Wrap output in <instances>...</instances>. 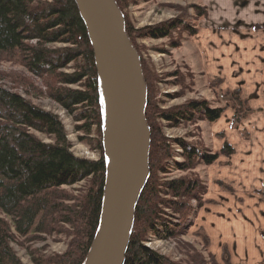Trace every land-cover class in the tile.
I'll return each instance as SVG.
<instances>
[{"label":"trees","instance_id":"1","mask_svg":"<svg viewBox=\"0 0 264 264\" xmlns=\"http://www.w3.org/2000/svg\"><path fill=\"white\" fill-rule=\"evenodd\" d=\"M114 1L125 19L126 33L139 53L134 43V30L124 13L129 0ZM196 9L203 11L207 18L206 10ZM165 27L148 29V37H169L175 24ZM58 44L66 47H52ZM11 54L18 57L30 74L48 79L51 99L75 121L83 123L78 130L90 135L95 129L96 150L100 158L91 161L76 157L59 116L0 85V213L11 219L9 222L0 216V264H23L12 247L16 237L47 232L57 217L76 232L72 247L60 258V264H85L100 228L108 161L104 150L103 91L94 50L76 0H0V56ZM140 59L147 84L145 118L151 133L150 177L136 207L124 264H176L144 245L147 232L152 231L163 239L175 237L173 229L162 226L159 207L166 205L177 211L182 208L181 219L186 221L192 213L190 201L197 200L199 185L185 180L171 182L166 186V193L176 200L163 202L160 199V185L156 179L152 181V176L168 158V150L154 123L149 77L141 56ZM71 63H77L75 73H62ZM53 84L60 87L53 89ZM71 86L81 89L74 90ZM233 96L239 105L238 111L249 115L250 110L241 100V93L236 91ZM192 113H202L208 122L216 123L225 109L212 110L206 102H192L186 110L164 118L169 121L189 120ZM36 134L49 138L52 143H45ZM183 149L186 162L179 168L186 171L194 167L195 158L200 155L189 146H183ZM220 155L229 158L234 155V150L227 144L221 154L205 155L202 161L210 167ZM87 179H91V187L86 196L65 210L61 201L67 198L62 189ZM220 185L233 192L224 184ZM178 199L187 202L181 204ZM161 228L165 229L163 236Z\"/></svg>","mask_w":264,"mask_h":264},{"label":"rangeland","instance_id":"2","mask_svg":"<svg viewBox=\"0 0 264 264\" xmlns=\"http://www.w3.org/2000/svg\"><path fill=\"white\" fill-rule=\"evenodd\" d=\"M198 7L206 10L207 18L204 17L203 11L196 9ZM124 13L128 18V24L134 30V43L149 77L154 123L159 136L166 141L164 146L168 150V158L154 173L152 181L156 179L160 185L159 189L162 192L160 199L163 202L176 200L166 193L168 192L166 186L171 182L185 180L199 185L197 200L190 201L192 213L186 221L181 219L182 208L177 211L166 205L159 207L162 226L166 225L173 229L175 237L163 239L148 231L144 245L176 264H236L232 259L231 245H222L221 254L219 256L215 254L203 218L205 208L217 205L215 202L217 200L213 201L214 196L228 191L220 185L224 184L221 179L227 177L234 182L233 184L238 185V178L242 177V168L252 169V165L246 164L245 150L238 142L248 138V131L242 127L245 128L243 123L250 120L251 115L238 111L239 105H236L233 96L236 91L221 89L223 85L221 80H208L207 73L201 67L196 41L199 28L209 20L208 8L198 0H129ZM174 24L175 29L169 37L162 39L148 37V29L167 28L166 25ZM193 32H196V35H192ZM52 47L65 48L66 45L58 44ZM76 66L77 63H71L61 72L73 74ZM0 79V85L6 90L17 93L35 106L60 117L71 144V151L76 157L91 161L99 160L95 129L90 135L77 129L83 123L75 121L73 116L51 99L48 79L30 74L21 65L18 57L12 54L0 56ZM57 87L60 86L52 85L53 89ZM70 88L81 89L79 86ZM192 102H206L210 109H225V113L216 123L208 122L202 113H192L189 120L169 121L164 118L167 115L172 116L171 113L186 110ZM255 122V119L246 122L249 123L247 128L254 126ZM253 132L256 141L260 142L258 141L261 140L260 133ZM36 136L47 144L52 143V140L41 134ZM227 144L234 150L233 156L228 158L220 155L214 165L210 167L204 165L202 158L205 155L221 154ZM183 146L196 149L200 155L195 158L194 167L186 171L179 168L186 162ZM238 147L241 154L237 159L235 155ZM249 171L251 173V170ZM250 173H246L241 180L245 187L252 183ZM224 186L233 189L227 184ZM90 187L91 179L72 187H64L62 192L65 193L67 200L61 203L65 210L74 207L77 201L79 203ZM177 201L181 204L187 202L186 199ZM0 216L11 221L1 213ZM59 218L57 217L47 232L16 237V243H13L12 247L23 264H60V258L72 247L76 232ZM160 230L161 235H165L163 234L165 229ZM219 236L225 235L220 232Z\"/></svg>","mask_w":264,"mask_h":264},{"label":"crops","instance_id":"3","mask_svg":"<svg viewBox=\"0 0 264 264\" xmlns=\"http://www.w3.org/2000/svg\"><path fill=\"white\" fill-rule=\"evenodd\" d=\"M198 1L209 11L196 41L201 67L208 80H221V89L239 91L256 121L249 129L251 119L244 121L249 139L238 140L252 169L242 168L238 185L221 179L234 193L214 196L217 205L205 208V230L216 255L222 245H231L236 264H264V0ZM246 173L253 178L249 187L241 183Z\"/></svg>","mask_w":264,"mask_h":264},{"label":"water","instance_id":"4","mask_svg":"<svg viewBox=\"0 0 264 264\" xmlns=\"http://www.w3.org/2000/svg\"><path fill=\"white\" fill-rule=\"evenodd\" d=\"M91 41L104 107L108 161L100 228L85 264H124L149 177L151 133L139 53L114 0H76Z\"/></svg>","mask_w":264,"mask_h":264}]
</instances>
